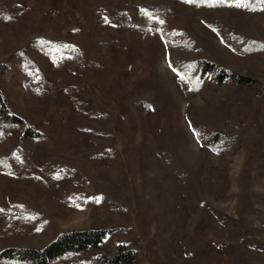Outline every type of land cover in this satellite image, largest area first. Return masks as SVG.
Listing matches in <instances>:
<instances>
[{
	"label": "rangeland",
	"instance_id": "obj_1",
	"mask_svg": "<svg viewBox=\"0 0 264 264\" xmlns=\"http://www.w3.org/2000/svg\"><path fill=\"white\" fill-rule=\"evenodd\" d=\"M47 1L49 8L35 26L25 22L0 26V64L38 36L79 45L77 53L54 65L41 58L45 65L40 83L45 91L40 105H30L22 85L8 83L0 72V88L13 112L49 129L46 143L33 152L25 171L0 185V210L5 213L0 217V238H10L5 245L37 248L60 231L97 227L115 231L100 249L56 264H96L94 255L113 256L122 245L134 251L136 264H264V144L243 143L228 157L202 151L186 111L190 104L196 114L206 115L209 104L199 93L183 94L161 39L146 58L140 51L139 33L105 23L101 36L115 38L123 32L127 42L126 49L108 47L103 55L109 63H105L100 52L90 49L92 37L85 28L92 10L116 0ZM125 1L136 18V4L145 0ZM7 15L14 16V11ZM52 16L59 20V28L52 25ZM224 19L247 37L264 39V11L247 16L237 8ZM184 23L181 28L198 37L208 57L264 80V53L244 57L200 19L191 17ZM68 93L83 110L73 105ZM217 94L230 119L245 127L255 122L264 128V114L252 105L250 90L225 84ZM145 97L153 103L148 111L142 102ZM134 101L138 102L131 119L117 120L113 127L110 147L117 151L119 177L115 183L103 174L104 159L94 156L95 141L104 139V128L93 125L87 112L96 109L118 119ZM13 135L16 147L20 134ZM164 136L178 162L195 173L205 207L198 209L190 198L170 189L166 170L150 150L151 139L161 142ZM131 144L138 150L137 168L125 154ZM15 200L45 211L49 217L41 220L49 218L54 225L38 231L32 221L10 216Z\"/></svg>",
	"mask_w": 264,
	"mask_h": 264
},
{
	"label": "trees",
	"instance_id": "obj_2",
	"mask_svg": "<svg viewBox=\"0 0 264 264\" xmlns=\"http://www.w3.org/2000/svg\"><path fill=\"white\" fill-rule=\"evenodd\" d=\"M21 1L0 0V26L18 22L35 26L43 16V11L49 8L47 0H25L24 4ZM240 3L242 6L236 7V0H224L223 3L220 0H192V2L145 0L136 4L137 16L132 18L127 1L116 0L112 4L102 5L98 10H92L89 15L90 25L85 29L92 37L90 49L95 53L100 52L102 55L99 58L105 63H109L107 55H103L108 47L116 49L127 47L123 32L115 38L100 35V29L105 23L121 26L123 30L130 28L139 33L140 51L146 58L156 51L158 40L161 39L167 52V63L171 65L169 67L175 73L183 94L190 97L199 93L209 104L210 112L206 115L196 114L190 104L186 111L187 123L201 150L210 149L223 157H228L243 143L263 145L264 128L255 122L245 127V124L230 119L225 112V105L217 94L218 89L227 84L232 88L250 90L252 105L264 114V80L243 75L214 61L202 50L198 37L190 30H183L181 27L189 18H198L237 54L244 57L252 54L259 56L264 53V39H252L236 31L224 17L237 8L247 16L263 12L264 0H240ZM11 10L14 11V16L9 17L7 12ZM52 25L55 28L60 27L59 20L54 16H52ZM78 48L79 45L73 41L54 42L38 36L25 43L1 63L0 72L8 83L18 82L22 85L30 105H40L39 102L45 91L40 83L45 65L42 59L54 65L61 57L73 54ZM206 83L208 86L204 87ZM68 95L73 105L83 110L82 104L71 93ZM137 102L134 101L128 113L118 119L96 109L87 112L88 119L93 125L104 128L102 133L104 139L95 141L94 156L104 159L105 164L101 167L103 174L115 183L119 181V177L117 151L110 147V143L115 138L113 127L117 120L128 122L131 119ZM142 102L145 111L152 107L151 99L145 97ZM233 108L238 110L235 106ZM48 131L47 127L34 126L13 112L0 88V185L10 177L20 176L25 171L33 152L42 149L46 143ZM15 132L20 134L19 144L16 147L12 145ZM150 144L151 152L157 156L160 165L168 174L170 189L190 198L191 204L198 209L205 207L195 173L178 162L165 136L161 142L151 139ZM125 154L130 164L137 168L139 162L137 147L133 144L126 146ZM11 213L10 216L15 219L27 223L32 221L38 231L46 224L54 225L49 218L41 220L42 216L49 217L45 211H35L28 202L22 200H15L12 203ZM4 215L5 213L0 210V217ZM114 231L97 227L60 231L53 240L37 248L9 243L5 245L10 238L4 236L0 238V264H56L77 260L87 252L100 249L106 237ZM93 259L96 260V264H136L134 251L125 245H122L113 256L94 255Z\"/></svg>",
	"mask_w": 264,
	"mask_h": 264
},
{
	"label": "snow or ice",
	"instance_id": "obj_3",
	"mask_svg": "<svg viewBox=\"0 0 264 264\" xmlns=\"http://www.w3.org/2000/svg\"><path fill=\"white\" fill-rule=\"evenodd\" d=\"M185 2H192V0H185ZM221 3L224 2V0H220ZM236 7H241L242 4L240 3V0H236ZM147 15V13H145ZM105 22H107V20H105ZM160 23H163V21H160ZM171 67V65H169ZM175 71V69H173ZM177 75H179V73L177 72Z\"/></svg>",
	"mask_w": 264,
	"mask_h": 264
}]
</instances>
